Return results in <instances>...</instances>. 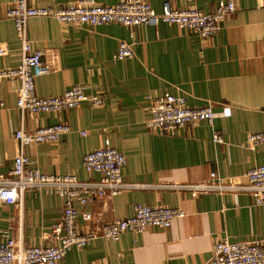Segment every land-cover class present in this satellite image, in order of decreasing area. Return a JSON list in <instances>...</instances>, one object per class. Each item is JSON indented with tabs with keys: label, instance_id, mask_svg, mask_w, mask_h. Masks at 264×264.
Instances as JSON below:
<instances>
[{
	"label": "crops",
	"instance_id": "obj_1",
	"mask_svg": "<svg viewBox=\"0 0 264 264\" xmlns=\"http://www.w3.org/2000/svg\"><path fill=\"white\" fill-rule=\"evenodd\" d=\"M39 6L77 0H29ZM105 5L121 0H96ZM156 12L163 2L172 8L195 7L211 12L216 0H146ZM10 0H0V68L16 67L20 46L12 20L6 16ZM218 33L202 38L171 23L128 28L116 23L75 26L52 17H31L27 34L33 48H44L47 72L34 78L38 96L61 95L80 85L88 96H104L101 106L84 101L59 112L24 114L26 130L65 122L70 131L55 143L28 144L24 152L31 166L45 173H71L80 180L98 174L82 166L83 155L99 147L105 137L126 158L122 180L147 184L126 188L112 197H97L89 205L77 202L101 222L125 218L136 203L184 210L168 227L126 230L117 241L98 238L71 248L57 264H201L219 240L231 242L264 237V206L254 205L246 191L192 196L163 188L170 182H201L211 171L240 176L264 164V142L250 145L249 132L264 131V0H234ZM131 43L132 56L116 59L120 41ZM17 79L0 81V175H7L17 150L14 134L21 116L15 106ZM184 96L191 107L209 105L213 124L195 121L173 135L145 125L149 97ZM84 131L85 134H80ZM221 134L222 142L213 140ZM64 199L41 188L26 190L22 204L0 202V243L3 233L20 238L24 246L48 245L54 223L61 221ZM77 227L84 230L79 219Z\"/></svg>",
	"mask_w": 264,
	"mask_h": 264
},
{
	"label": "built area",
	"instance_id": "obj_2",
	"mask_svg": "<svg viewBox=\"0 0 264 264\" xmlns=\"http://www.w3.org/2000/svg\"><path fill=\"white\" fill-rule=\"evenodd\" d=\"M235 10L234 0H216V7L205 12L195 7L172 8L163 2L160 12H156L146 0H121L105 5L96 0H77L67 4L39 6L29 0H10L6 10L14 26L20 46V62L16 67L0 68V81L17 79L15 106L20 113V126L14 134L17 150L13 156L12 167L7 175H0V202L9 206L22 204L26 190L41 188L48 193L64 199L62 219L52 225L47 237L48 245L24 246L20 238L13 239L6 231L0 243V264H57L73 247L81 248L98 238L119 240L126 230L141 232L149 227H168L174 218L185 215L180 208L164 205L151 206L136 203L131 215L101 222L89 210H78L81 205L93 203L97 197H112L126 188L148 187L147 184L128 183L122 180V169L126 164L125 156L112 146L105 137L101 145L86 152L82 157V166L89 173L98 174L97 180H80L71 173H45L31 166L24 152L28 144L55 143L70 131L65 122H56L38 126L32 130L24 127V114L59 112L76 108L84 101L93 106H101L104 96H88L83 88L76 84L61 95L38 96L34 78L47 72L43 58L47 55L44 48H33L27 34V22L31 17H52L59 23L75 26H98L116 23L128 28L139 25L156 26L159 23H171L187 28L202 38H210L219 32L222 21ZM8 50L0 46V56ZM116 59L132 56L131 43L120 41L114 54ZM148 117L145 125L148 129L173 135L182 126L205 121L213 124V111L209 105L191 107L184 96L165 94L149 97ZM80 134H85L80 131ZM215 142H222L218 131L213 133ZM246 142L256 145L264 142V131L249 132ZM163 188L183 190L195 196L205 192L223 194L246 191L254 205L264 206V164L249 168L240 176H221L211 171L201 182H170ZM84 222V230L77 227L78 220ZM201 264H264V237L231 242L227 239L216 241L212 245L211 256Z\"/></svg>",
	"mask_w": 264,
	"mask_h": 264
}]
</instances>
